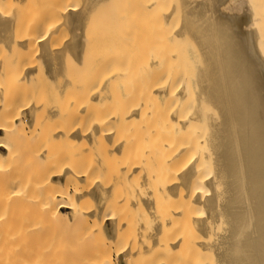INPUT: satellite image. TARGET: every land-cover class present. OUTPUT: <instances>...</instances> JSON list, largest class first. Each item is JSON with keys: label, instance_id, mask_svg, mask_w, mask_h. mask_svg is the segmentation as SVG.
Returning <instances> with one entry per match:
<instances>
[{"label": "bare ground", "instance_id": "bare-ground-1", "mask_svg": "<svg viewBox=\"0 0 264 264\" xmlns=\"http://www.w3.org/2000/svg\"><path fill=\"white\" fill-rule=\"evenodd\" d=\"M17 1L23 0H0V44L2 46H0L2 48L0 49V100L3 101V106L0 105V180L8 179L6 178L8 175L9 179L11 178L13 158L16 156L15 146L10 139L12 134L20 128L25 130L26 127L23 124L29 122L34 116H31L29 120L27 114H30L31 111L34 114L38 105L40 107V103L38 105L32 103L38 101L34 99L31 100L32 102L23 104L20 111L18 107L20 108L19 103H22L19 102L18 106L13 105L14 99L12 101L13 97L11 96L10 100V95H8L11 92L7 90V86H4L8 82L27 78L28 71L32 69V63L35 61L18 60L16 56H8L1 50L5 51L6 45L7 47L8 45L10 47L21 46L26 49L31 44L40 43L42 46V53L40 54L48 61L57 57L59 53V50H48L46 47L48 39L58 28L55 16L63 13V21L68 25L70 32L76 33L82 31L86 21L85 14H83L84 7L73 6L69 0H53L47 9L48 15L46 17L32 20L30 26L18 27L13 25L16 11L11 13L4 9L7 2ZM157 3L159 0H138L134 4L136 11L142 12L148 9L150 5ZM174 11L177 13L175 21L162 31V36L160 35L158 44L162 47L161 49L156 48L155 45L151 46L143 37L140 41L134 40L132 35L127 38L126 36L122 37V40L124 39L123 50L127 48V52L123 51L122 54L125 55L123 57H126L125 60L122 58L123 62L127 61L129 67L133 63L143 62L145 69L144 73L136 75L137 79L133 77L123 86L128 102L126 103V98H124V102L122 101L120 104L129 105L127 107L129 108L128 113L124 117L128 116L130 119H126L123 123H127V127L130 126L129 131H134L133 134L135 132H137L135 134L137 136L140 134L138 132H141V136L142 133L144 134V138L140 137V141L144 143V148L150 146V148L148 147L149 153L154 149L152 146L158 145L153 141L156 138L153 135L158 136L159 141L157 139L156 141L159 142L160 150L157 148L156 152L158 150L160 152L157 154L150 153V155L152 154L153 158L155 155L156 158H152V161H158L157 165L160 162L163 165L168 163V168L166 169L167 165L162 167L159 164L156 169H160V171H155V176L161 178L166 173L163 171L170 172L169 177L172 178L165 177L164 182L167 180L165 183H168L172 179V183H174L171 191L174 195H179V198L182 196L181 194L185 197V200L182 198L183 205L184 207L187 205L189 208L190 222L194 224L198 236H206L202 243L210 247L213 255L216 256L217 261L214 262L216 264H264V0H178L174 5L162 11L163 17L160 22L162 19H168ZM122 17L129 19L132 23L131 25L129 23L127 32H134L133 28L137 30L136 28L142 29L145 26L143 19L138 24L134 18L129 17L128 8ZM7 32L12 34L17 32L15 33L16 36L20 34L18 32L21 34L25 32V36L22 35L21 39L18 37L19 40H16L14 34L10 41L8 37L10 38L11 35L8 34L9 36H7ZM27 32H29L28 34L32 32V34L27 35ZM33 32H40V34L35 35ZM78 37H74L70 45L76 54H80L81 48H83L80 46L83 38H80V41ZM2 43L6 45L4 46ZM106 44L107 41L100 45L103 56L100 57L99 65H102L97 67L98 70L101 68L104 70V61L107 65L105 68H108L114 66L112 65L114 60H118L114 53L118 49L117 42H111L108 47ZM149 44L151 48L148 47ZM59 48L62 49L60 46ZM39 50L37 49L35 53L38 52L39 54ZM20 60L22 61L20 62ZM95 60L97 59L95 58ZM123 62L120 63L123 64ZM11 64L15 66H11ZM96 64L98 66V63ZM10 66L12 68L20 67V70H17L20 72L17 74L13 70L16 75L11 73ZM125 73L121 69L113 72V75L123 77L126 75ZM102 80H99L98 83L101 86L103 85ZM82 85L78 87V90L74 85L76 89L73 88L77 92H82L84 98L85 94L83 95V93L88 87ZM99 85L97 87H100ZM91 88L86 90L88 96L98 93V91L94 92L95 87ZM74 89L71 90L72 93L75 92ZM62 91L60 88L59 92L63 93ZM68 91L70 90H66V92ZM109 91H111L110 88ZM99 92L101 94L102 90ZM103 92L105 91L103 90ZM79 94L77 97L80 96ZM82 96L78 98V101L79 99L82 101ZM88 96L85 97L84 102L89 103L86 100ZM37 97L40 99V96ZM41 97L45 99V95H41ZM118 97H120L119 93ZM71 99L74 105L75 100L73 99L75 98L72 96ZM94 99L97 98L94 97ZM45 101L47 102V100ZM78 101L77 103L81 106V101L80 103ZM87 103L86 106H88ZM75 106L77 108V105ZM74 107H72L73 110ZM87 108H84V111ZM23 109L26 110L23 111ZM75 111L78 110L75 109ZM103 112L105 114H100L101 117L103 116L102 118L105 117L107 111ZM38 113L41 114V112ZM62 113L64 112H61V116ZM66 114V118H69V111ZM51 115L58 117V113L57 115L51 113ZM111 115L113 116V114ZM39 116L37 118L41 117ZM110 116L108 114L107 119ZM118 116L120 117V115ZM107 119H105L106 122ZM110 119L111 122L114 121L112 118ZM40 120L42 119L40 118ZM97 120L94 122L97 123ZM127 120L128 122L131 121L129 125ZM24 121L26 122L24 123ZM108 122L110 123V121ZM114 122L116 123V121ZM36 124L34 123L32 126L34 131ZM111 124L113 130L114 125ZM72 125L69 127L71 126L73 129L78 126ZM97 125L93 127L96 133L99 132L97 128L100 124ZM102 129L101 127L100 131ZM84 130L86 129L84 128ZM54 131L52 136L59 132L58 130ZM64 132L71 140H78L80 137L89 135V133L77 129L73 131H66L65 129ZM111 132L105 135L106 139L112 137ZM155 133L157 134L155 135ZM113 148L120 150L122 148L121 143H116ZM44 151L39 154L34 153L35 157L46 166H42L40 175L42 197L37 201V207L44 217L47 216L44 218L46 221H54L58 224L59 222L71 223L79 218L78 201L79 197L84 195L83 190L81 192L80 189V182L86 179L90 169L83 168L84 170H80L77 167L74 159H77L81 153L78 143H72L65 150V162L53 167L51 166L52 156L48 154L47 149ZM153 151L155 152V150ZM159 159L162 160L159 162ZM137 163L134 161L133 166L138 165ZM169 165H171V171L168 170L170 169ZM87 180L89 181V178ZM91 181L89 182L90 185L94 179ZM157 183L160 184L158 181ZM169 184L171 182L167 184V187ZM181 188L186 192L182 193ZM17 193V191L5 194L0 192V206L3 207L0 209V264L13 262L8 257L15 255V251L23 244L22 241L26 246L25 233L28 232L32 234L30 264H40L42 260H48L51 255V232L48 231V224L47 226L46 223L40 224L39 218L37 220L33 218L34 221L31 225L28 220L27 223L24 220L21 224L28 228L25 230L26 232L21 229L24 233L22 231L18 233L21 227L19 224L16 227L17 225L10 221L8 223L11 224L6 225V222L11 219L12 213L9 212V206L21 204L13 201L18 195ZM56 196H67V199L62 202L54 201ZM61 205L67 207L65 212L59 208ZM178 208L175 207L176 210ZM101 209L102 207L98 209V212L95 211L97 217ZM93 213L92 211L89 214ZM22 216L20 215L18 219L25 218V215ZM109 217L113 231L112 233L107 231L106 238L110 244L116 238L118 226L116 227L114 223L113 215H109ZM12 224L18 228L17 231L11 232L14 228ZM44 228H46V232H40ZM20 234H24L25 239L20 237ZM43 234H48L45 237L49 241ZM39 236H43L47 240L40 247L38 246ZM158 242L157 239V244ZM126 247L124 245V248L120 249L117 255L122 257L124 264H130L129 259L132 251L130 246ZM104 259L106 264H115L110 253ZM49 262L50 259L45 264H50ZM196 264H203V262L198 258Z\"/></svg>", "mask_w": 264, "mask_h": 264}, {"label": "rangeland", "instance_id": "rangeland-1", "mask_svg": "<svg viewBox=\"0 0 264 264\" xmlns=\"http://www.w3.org/2000/svg\"><path fill=\"white\" fill-rule=\"evenodd\" d=\"M52 1L53 0H23L7 2L4 9L6 12L10 11L11 13L12 11H16L13 25H17L18 27L30 26L33 22L32 20L44 18L48 15L47 9ZM137 1L138 0H69L73 6L79 8L84 7L83 14H85L86 18L84 27L81 32H70L68 25L63 21V13L55 16L58 28L48 39V45L46 47L48 50H59V53L57 57L49 59L48 61H46L40 54L42 53V46L40 43H36V45L31 44L26 49L21 46L10 47L8 45L7 47L6 44V47H4L5 45L2 43L6 50L4 49L5 51H1L6 55L12 57L16 56V59L18 60L22 59L27 61V59H29L35 61V63H32V69L28 71L27 78L24 80L19 79V81L14 80L15 82L11 81L4 85L7 86V90L11 92L8 94L10 95V97L8 96L9 99L13 97L12 101L14 99L15 103L11 102L15 106H18L19 102L22 103H19L21 109L19 107L18 109L20 111L23 108V104H27L29 101L32 102L34 99H37L38 101L35 103L33 101L32 103L37 105L40 103V107L38 105L37 111L35 110L36 112L34 111V114L33 111H31L30 114H27L29 120L31 116H34L29 122L24 121L26 124L23 125L26 129L23 130L20 128L14 132L12 138H10L15 146L16 156L13 158V167L10 175L11 178L9 179L8 175L6 177L8 179L0 180V192L5 194L17 191L18 195L13 201L21 204L9 206V212L12 213L10 215L11 219L8 218L9 221L6 222V225H10L11 223L9 224L8 222L12 221L15 225L19 224L23 227V224L21 223H23L24 220L25 223H27L28 220V223L31 225L34 221L32 220L33 218H36V220L39 218L40 224L46 223V226L48 224V231L51 232L50 236H52V241L49 238L51 241L50 249L52 252L46 261H49L50 259V264H106L104 258L108 253L112 255L115 264H124L122 257L117 255L120 249L124 248V245L127 246L126 248L130 246L129 248L132 251L129 259L130 264H196L198 258L201 259L203 264H216L214 261H217V258L213 255L210 247H207V245H203L202 243V241L206 239V236H198L194 224L190 222L189 208L187 205L186 207L183 205V199L185 197H183V194L179 193L182 195H180L181 197L179 198V195H174L173 191H171L174 182L172 183V179L169 181V178L171 177H169V175H171L170 172L163 171L166 173L164 174L165 176H161V178L155 176L157 170L160 171V169L156 168H158L161 163L160 161L163 159L161 154L162 159H159L160 163L157 165L158 161H152L153 156L152 154L150 155V153L157 154L160 152L159 140L156 135L157 133H155L156 136L153 135V137H156L153 141L158 145L155 144V146H152L154 149L151 147L152 152L149 153L148 147L150 148V146L144 148V143L140 141V137L143 139L144 134L142 133L141 136V132H138V134L140 133L138 137L135 135L137 132L133 134L134 131H129L130 126H128V128L127 123L124 124L126 119H130L128 116L124 117V115L128 113L129 108L127 107H129V105L126 106L125 103L124 105L120 104L122 101L124 102V98L127 96L125 90H123V86H125L127 81L133 77L137 79L136 75L144 73L145 69L143 62L133 63L130 67L127 66V61L123 62L122 58L125 60L126 57H123L125 55L122 54L124 53L123 51L127 52V48L123 50L124 44L122 43H124V39L122 40V37L126 36L127 38L129 35H132L133 39L137 41L142 40L143 37L145 41H148L151 44V46L155 45L157 46L156 48L161 49L162 47L158 44L160 35L162 36V31L172 25L177 16V13L174 11L168 19H162V22H160V19L163 17L162 11L174 5L178 0H159V3L156 5H150L148 9L142 12H138L135 9L134 3H137ZM127 8L129 9V17L134 18L138 24L141 19L144 20L145 26L142 29L136 28L137 30H135L133 28L132 30L134 32H127L129 26L132 24L129 19L122 17V14H124V11L127 10ZM11 32H7V36L11 35L10 38L8 37L10 41L13 38L12 35L17 33L15 32L12 34ZM18 33L21 34V32ZM28 33L29 32L26 34H32V32L30 34ZM33 33L35 35L40 34V32ZM4 34H6V32H4ZM20 34L17 36L15 34L16 38L14 37V39L19 40L22 38V35L25 36V32L19 36ZM7 36L5 37L7 38ZM18 37L19 39H17ZM74 37H78L79 40L80 38H83V41L80 40L82 42H80V46L83 47L81 48L82 52H80V54H76L70 46ZM106 41L107 47L110 46L111 42H117L118 49L116 52L118 55L116 52L114 53L118 58V60H116L120 65L114 60L115 64L113 63L112 65L116 68L114 66L105 68L107 65L104 61V70H102L103 68L98 70L97 67L102 65H99L101 60L100 57L103 56L101 55L102 52L100 50V45L106 43ZM150 44L148 46L149 48H151ZM62 45L65 46L63 47ZM59 46L62 47L61 50ZM64 48L66 49L63 50ZM37 49H40L39 54L38 52L35 53ZM95 58L99 62L95 60ZM22 60H20V62ZM95 61L98 63V66ZM120 62H123V64ZM18 63L17 66L19 65ZM11 66L15 65L11 64ZM14 68L11 67V73L15 74L14 71H16L18 74L20 71L18 72L17 70H20V67ZM121 69L126 72L125 76L117 77L113 75V72ZM98 78L100 81L103 79L102 86L98 84ZM66 85L67 87L65 88ZM73 85L77 87V90L81 85L88 87L83 93V95L85 94L84 98L81 94L82 92H77ZM97 85L100 87H97ZM89 87H95L93 90L94 92L98 91V93L95 95L89 94L88 96L86 90H89ZM60 88L63 90V93L59 92ZM72 88L77 94L80 93V96L77 97L75 92L72 93ZM96 88L98 89L95 90ZM109 88L111 91H109ZM66 90L70 91L66 92ZM101 90L102 93L99 94V91ZM103 90L105 92H103ZM69 92L70 94H68ZM118 93L120 97H118ZM102 94L105 98L102 97ZM41 95H45V99H42ZM37 96H40V99H38ZM72 96L75 98L73 100H75L74 105H77V108L72 104ZM81 96L83 98L82 101L80 99L78 101V98H81ZM86 96H88L86 100L89 103L86 101L84 102ZM93 96L98 100L94 99ZM10 100H8L9 103ZM45 100H47V102ZM127 100L128 98L125 100L126 103L128 102ZM77 101L79 103L81 101V106ZM86 103L88 106H86ZM0 105L3 106L2 100H0ZM72 107H74V110ZM86 107L88 108L84 111V108ZM75 109L78 111H75ZM24 110L26 109H23V111ZM45 110L49 114H47ZM60 110L61 112H64L62 113V116L61 112L59 113ZM68 111L70 113L68 116L69 118H66L67 114L65 115V113H68ZM103 111H107L104 117L105 119H107L108 114L109 116L113 114V116L111 115L107 119L110 123H113V130L111 128L112 124L110 125L108 121L106 122V120L102 118L103 116L101 117L102 114H105ZM38 112H41V114ZM35 113L38 114L36 115ZM51 113L56 115L58 113V117H52ZM118 115H120V117ZM38 116L42 120L37 118ZM116 116L117 118H115ZM96 118L99 119L97 120ZM109 118H112L116 123L113 120V122H111V119L109 120ZM94 119L97 120V123L94 122L96 121ZM104 120L108 125L103 122ZM93 122L94 124H92ZM130 122L131 121L128 122V125ZM34 123H37L35 125V131L33 130L34 127H32ZM76 123H80L81 125L77 124V126ZM72 124H74V127H77L74 129L73 127L71 128V126L69 127V125ZM96 124H100V126L97 125L100 129L101 127L105 129H102L103 131L101 130V132L100 129L97 128V131L101 133L94 132L95 129H93V127H95ZM102 124L105 126H102ZM84 128L89 130L86 131ZM65 129L66 131L77 129L89 133V135L80 137L78 140H71L64 132ZM54 130H58L59 132L52 136L51 134L52 132H55ZM114 130L115 132H113ZM110 131H112V137L106 139L105 135L109 134ZM156 139L158 141H156ZM150 142H152V140H150ZM72 143H78V147L81 149L78 158L74 159L78 169H90V172L85 179L86 181L84 180L80 182L82 185V187L80 185V189L81 192L83 190L84 195L79 197L80 199L78 201L80 211L79 218L71 223L59 222V224H61L59 225L54 221H46L44 218L47 216L44 217L37 207V201L42 197L40 175L42 172V166L44 165L35 157L34 153L36 152L35 154H39L47 149L49 151L48 154H50L52 156L51 159H53L51 160V166H57L65 162L64 152ZM116 143H121L122 148L120 150H115L113 148ZM157 148L159 149L158 152H156ZM153 150H155V152ZM112 151L113 153H111ZM147 153L149 154L147 155ZM154 158H156L155 155ZM134 161H137L138 165L133 166ZM163 162L166 161L163 160ZM167 164L168 163H164V165ZM160 165L162 167L164 166L163 163ZM169 167L170 169L168 170L171 171V165H169ZM167 168L168 165L166 169ZM159 171L158 173L160 174ZM153 176H155V178H153ZM165 177H169L167 178L169 181L168 183L171 182L168 187V183H165L167 180L164 182L166 179ZM88 178L89 181L87 180ZM91 180L93 181L92 185H90L91 183L89 184ZM157 181L160 182V184H156ZM71 189L73 191V188ZM178 189L180 188L178 187ZM181 190L183 189L181 188ZM74 192L76 193V191ZM183 192L185 193L186 191L183 190L182 193ZM66 199L67 196H56L53 200L62 202ZM100 207H102V209L97 217L95 211L98 212ZM175 207L179 208L176 210ZM2 208L3 207L0 206V209ZM59 208L63 212L67 210V207L63 205L59 206ZM179 209L181 210L178 212ZM91 210L94 213L90 215L89 213L92 212ZM20 215H25V218L22 220H20L21 218L18 219ZM109 215H113L115 220L114 223L116 227L118 226L116 238L110 244L106 238V232L108 231L109 233H112L113 231V229H111L112 225L110 224L111 218ZM107 221L110 223L107 224ZM14 224H12L14 228L18 227V225L15 227ZM30 225L27 224L26 226ZM21 227L18 233H21L20 231L23 232V230L26 232V229L28 230L26 227ZM14 228L11 232L17 231L18 228L15 230ZM157 230L160 231V233H157ZM43 231L46 232V228L40 230L42 233ZM50 232L48 233L50 234ZM25 234L28 244L26 242L25 246V243L22 241L24 245H20L19 249L15 251V255L8 257L13 261L10 264H30L32 234L31 232ZM20 235V237L25 239V236H23L24 234ZM47 235L48 234H45L44 237ZM42 238L43 236L38 239L39 247L45 243L46 239ZM155 238L158 239V244L157 239ZM46 261L42 260V263L40 262V264H45Z\"/></svg>", "mask_w": 264, "mask_h": 264}, {"label": "crops", "instance_id": "crops-1", "mask_svg": "<svg viewBox=\"0 0 264 264\" xmlns=\"http://www.w3.org/2000/svg\"><path fill=\"white\" fill-rule=\"evenodd\" d=\"M110 223L109 221H107V224ZM111 224V223H110Z\"/></svg>", "mask_w": 264, "mask_h": 264}]
</instances>
